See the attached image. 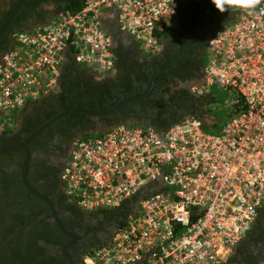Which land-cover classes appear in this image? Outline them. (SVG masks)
<instances>
[{"label":"built area","instance_id":"obj_1","mask_svg":"<svg viewBox=\"0 0 264 264\" xmlns=\"http://www.w3.org/2000/svg\"><path fill=\"white\" fill-rule=\"evenodd\" d=\"M42 24L11 35L0 55V132L24 107L58 89L63 60L114 66L118 26L148 54L170 26L173 0H75ZM89 68V67H88ZM90 69V68H89ZM234 92L230 117L216 132L195 116L170 126L116 123L73 140L62 171L71 203L94 212L125 207L105 244L83 264H225L264 205V4L217 27L194 92Z\"/></svg>","mask_w":264,"mask_h":264},{"label":"flooded vegetation","instance_id":"obj_2","mask_svg":"<svg viewBox=\"0 0 264 264\" xmlns=\"http://www.w3.org/2000/svg\"><path fill=\"white\" fill-rule=\"evenodd\" d=\"M17 0H0V25ZM12 3V4H11ZM170 26L153 54L116 27L112 33L114 66L96 74L69 56L60 69L58 89L28 103L9 132H0V146L22 143L37 127L61 111H108L92 117L71 113L59 117L26 143L25 176L29 185L47 198L60 225H55L48 206L22 184L20 170L24 150L0 155V264H83V255L105 244L123 219L125 207L94 212L75 207L63 192L62 171L73 140L116 123L165 128L187 114L204 122L203 95L199 86L213 31L236 13L219 12L212 0H173ZM49 0H24L0 37V55L9 47L13 32L44 23L55 7ZM9 12L4 15V10ZM6 46V48H5ZM225 264H264V205Z\"/></svg>","mask_w":264,"mask_h":264},{"label":"water","instance_id":"obj_3","mask_svg":"<svg viewBox=\"0 0 264 264\" xmlns=\"http://www.w3.org/2000/svg\"><path fill=\"white\" fill-rule=\"evenodd\" d=\"M24 0H17L16 3L13 5V7L11 8L10 12L8 13L7 17L4 19V21L1 23L0 25V37L2 36L3 32L6 30V27L10 24L11 20L13 19V17L15 16V14L19 11L22 3ZM50 2L60 5V6H64L69 0H49ZM10 42H11V37H10ZM9 42V43H10ZM66 62V59L63 60L62 65ZM71 113H82L85 115H89L92 117H97V116H104L107 115L108 111H102V112H94V111H88V110H78V109H70V110H66V111H61L59 112L57 115H55L54 117L50 118L49 120H47L45 123H43L42 125H40L39 127H37L22 143L19 144H13V145H9V146H0V155L9 153L15 149L18 148H22L24 150V159L22 162V166H21V170H20V176H21V181L23 186L33 195L35 196L37 199H39L40 201H42L43 203H45L50 212L51 215L53 217L54 223L56 225V227L65 235L72 237L73 234L71 232L66 231L59 223L58 218L56 217L55 211L52 207L51 202L43 197L42 195H40L36 190H34L29 183L27 182L26 176H25V165L27 163L28 160V152L26 149V143L28 141H30L32 139V137L39 132L40 130H42L44 127H46L47 125L53 123L56 119H58L61 116L67 115V114H71ZM187 116V114H183L177 118H175L173 121H171L166 127L170 126L171 124L177 122L178 120H180L182 117ZM196 118H198L200 120V118L198 116H196ZM203 125H205V123L200 120ZM165 127V128H166ZM62 254L66 257V259L68 260V263L70 264V258L68 256V254L66 253L65 249H62Z\"/></svg>","mask_w":264,"mask_h":264},{"label":"rangeland","instance_id":"obj_4","mask_svg":"<svg viewBox=\"0 0 264 264\" xmlns=\"http://www.w3.org/2000/svg\"><path fill=\"white\" fill-rule=\"evenodd\" d=\"M90 70H94V66H88ZM204 123L208 124V116L214 119V123L206 128L207 131L216 132L222 123L230 117L231 100L234 97V92L226 91L217 85H212L206 94L203 95ZM140 126V125H139Z\"/></svg>","mask_w":264,"mask_h":264},{"label":"clouds","instance_id":"obj_5","mask_svg":"<svg viewBox=\"0 0 264 264\" xmlns=\"http://www.w3.org/2000/svg\"><path fill=\"white\" fill-rule=\"evenodd\" d=\"M212 3L221 13L243 11L251 14L264 4V0H212Z\"/></svg>","mask_w":264,"mask_h":264},{"label":"trees","instance_id":"obj_6","mask_svg":"<svg viewBox=\"0 0 264 264\" xmlns=\"http://www.w3.org/2000/svg\"><path fill=\"white\" fill-rule=\"evenodd\" d=\"M30 1H32V0H30ZM12 4V3H11ZM78 3L75 1V0H69L64 6H57V7H55L54 9H53V11L54 10H56V9H59V8H67V9H72V10H75V9H77L78 8ZM52 11V12H53ZM9 12V9H6V10H4V15H6L7 13ZM52 12H51V14H52ZM5 48H6V46H5ZM83 67H85V66H83ZM86 69H88V67H85ZM23 111V110H22ZM21 111V112H22ZM20 112V113H21ZM19 113V114H20ZM18 117V116H17Z\"/></svg>","mask_w":264,"mask_h":264},{"label":"crops","instance_id":"obj_7","mask_svg":"<svg viewBox=\"0 0 264 264\" xmlns=\"http://www.w3.org/2000/svg\"><path fill=\"white\" fill-rule=\"evenodd\" d=\"M102 23L104 24V25H106V26H113L112 25V22H109V21H107V20H102ZM113 27H115V26H113ZM117 30H119V28H118V26H116V33H117ZM112 34V33H111ZM136 43V42H135Z\"/></svg>","mask_w":264,"mask_h":264}]
</instances>
